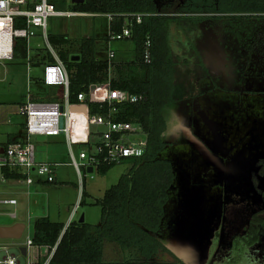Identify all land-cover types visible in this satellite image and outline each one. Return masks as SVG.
<instances>
[{"label":"rangeland","instance_id":"rangeland-1","mask_svg":"<svg viewBox=\"0 0 264 264\" xmlns=\"http://www.w3.org/2000/svg\"><path fill=\"white\" fill-rule=\"evenodd\" d=\"M159 2L163 7L170 2L174 4L168 9L170 14H174L182 4L180 0ZM59 11L72 9L70 4H66ZM195 13L189 15L201 16ZM222 20L211 19L195 25L197 30L194 34L197 36L193 41V51L207 73L193 82L197 83L194 96L172 102L162 112L166 128L162 136L165 147L160 158L171 162L175 178L164 206V227L157 236L165 248L156 256L159 264H227L231 254L220 247L227 246L229 241L227 234L222 233L226 229V233L232 236L235 226L242 223L244 216L248 217V214L262 208L257 193L264 189V174L259 173L264 171V40L257 42L255 56L254 52L239 46L238 38L245 32L221 31L222 24L219 23H223ZM234 23L242 28L255 27L253 31L264 39L263 21L239 19L230 25ZM108 27V18L101 14L52 17L47 22L46 36L65 34L73 45L62 49L71 55L78 53V43L82 38L92 36L96 39V57L100 59H105L109 50L126 44L131 49L124 51L123 55L133 59L131 42L104 39L109 34ZM36 31L37 36L28 42L26 58L0 63V122L9 121L19 129L25 119L16 113L18 103L30 92L41 98L50 91L43 85L29 84V80L37 78L42 70L38 66L27 68L28 58L37 51L44 55L49 53L42 32ZM169 43L180 60L184 58L185 50H191L187 36L178 26L171 27ZM51 47L58 55V48ZM108 92L107 81L91 85L86 101H103ZM69 110L72 131L89 128L86 102L70 105ZM6 128L0 124V136ZM88 140H91L89 136L71 134L75 155L85 150L82 142ZM31 142L37 162L44 160L45 163L53 161L60 164L55 171L57 184L34 183L27 188L21 180L6 183L15 186L13 197L18 202L17 216L16 220H11L0 215V225L12 222L24 225L20 239H0V246L8 249H18L32 237L33 223L44 211L60 213L63 219L69 213L62 210L74 209L81 200L83 204H78L75 220L86 213L85 223L95 224L100 218L96 201L129 168L120 164L105 175L96 171L86 173L80 190L78 175L69 165V152L63 136L32 137ZM32 177L36 176L33 174ZM1 184L0 200L7 199V195L1 193ZM6 209L0 204V211ZM28 250L25 264L36 263L38 255L47 261L44 249L31 247ZM135 255L134 250L122 251L117 244L104 242L103 261H122ZM239 257L233 255V260ZM238 264H264V259L257 249L250 252L247 263Z\"/></svg>","mask_w":264,"mask_h":264},{"label":"trees","instance_id":"trees-1","mask_svg":"<svg viewBox=\"0 0 264 264\" xmlns=\"http://www.w3.org/2000/svg\"><path fill=\"white\" fill-rule=\"evenodd\" d=\"M49 2L56 10L70 4L73 12L109 14L113 17L108 27L112 33L128 28L130 36L118 40L133 44L134 57L125 61H117L116 51H109L112 58L108 57L109 52L105 59L97 58L96 39L92 36L82 38L78 53L73 55L62 49L73 45L65 34L48 35L47 41L50 46L58 48V57L68 73V101L71 105L78 104V94H86L91 85L108 79L110 88L142 96L139 103L120 105L114 116L117 121L141 124L148 134V144L142 157L123 162L129 167L126 173L96 201L95 205L100 208L97 225L72 220L65 228L64 224L52 222L48 217L37 218L33 223L32 244L55 247L48 264H159L156 256L165 248L157 236L164 227V206L175 178L171 162L160 158L165 147L162 136L166 128L162 112L167 105L183 100L193 91L190 78L193 70L188 67V60H180L173 52L169 43L170 29L173 25L178 26L188 39L194 40L197 36L194 34L195 25L210 19H224L223 23L230 24L237 19L250 18L254 13L264 14V0H185L174 14L168 11L174 4L163 7L159 0H84L79 5L66 0ZM195 12L201 16L189 15ZM136 15L140 16V23L135 21ZM18 25L23 26V21ZM104 39L110 41L109 35ZM189 43L191 50L187 55L193 57L196 69L202 63L193 51V41ZM146 51L149 63L145 62ZM26 55V41L17 40L14 58H26ZM73 57L78 60H72ZM52 61L49 57L46 64ZM34 80L44 86L42 78ZM47 88L50 91L41 98L32 95L29 99L34 102L63 100L62 88ZM87 112L104 114L107 106L87 102ZM114 166H102L96 172L105 175ZM2 174L7 180L24 178L19 171L10 168H4ZM84 195L82 192V197ZM82 204L81 200L79 206ZM258 240L260 237L256 236L255 241ZM105 241L117 244L122 251L134 250L136 255L122 261H103ZM252 243L253 240H248L244 245L248 247ZM43 263L44 259H40L35 264Z\"/></svg>","mask_w":264,"mask_h":264},{"label":"built area","instance_id":"built-area-1","mask_svg":"<svg viewBox=\"0 0 264 264\" xmlns=\"http://www.w3.org/2000/svg\"><path fill=\"white\" fill-rule=\"evenodd\" d=\"M69 1L70 0H66ZM84 17L87 13L73 11H59L49 0H0V62L11 61L14 57V48L17 40L29 42L36 35L39 29L49 50L48 55L52 62L44 65L42 80L46 87H60L63 89V100L61 102H34L29 98L19 107V113L24 117L25 140L23 142L9 143L0 153V182H5L2 174L4 168L19 171L24 176L22 182L29 186L33 183L32 174L43 179L45 183L51 184L55 180V168L59 164L38 163L35 160V147L31 142L32 137L54 138L63 136L68 148L71 165L79 180L80 189L83 187L84 177L87 169L92 172L99 167L120 165L125 160L137 159L143 156L147 144L148 134L141 124L133 121H117L114 114L122 104H136L143 100L142 96L130 94L124 90L112 89L109 87L107 98L97 101L100 106H107L104 114L86 115L88 127L85 129H71L70 103L68 101L69 77L63 62L59 59L54 49L49 45L46 36L47 22L52 17ZM109 23L113 17L105 14ZM140 16L136 15L135 21L140 23ZM23 21V26H19ZM127 22V20L125 21ZM110 41H118L130 36L127 27H123L120 33L109 32ZM28 45V44H27ZM112 58L113 54L108 53ZM149 55L146 51L145 62L149 63ZM108 86L110 80H107ZM87 93L77 95L78 103L93 102L86 101ZM77 131H82L78 133ZM89 136L91 140L82 142L85 150L75 155L71 146V134ZM83 169V172H82ZM4 205L16 206L14 199L3 200ZM79 201L70 214L69 222L73 220L77 211ZM14 216V215H13ZM64 228V229H65ZM25 247H37L32 244L31 238H27ZM38 248V247H37ZM48 264L53 255L55 247L44 246ZM18 251V249H17ZM10 249L0 246V264H20V252L16 257H11ZM26 257V256H25ZM25 259V258H24ZM25 264V261H23ZM31 264V263H28Z\"/></svg>","mask_w":264,"mask_h":264},{"label":"flooded vegetation","instance_id":"flooded-vegetation-1","mask_svg":"<svg viewBox=\"0 0 264 264\" xmlns=\"http://www.w3.org/2000/svg\"><path fill=\"white\" fill-rule=\"evenodd\" d=\"M180 2L182 3L181 5L184 4L185 0H180ZM172 4V2H170ZM169 5V3H167ZM166 4V5H167ZM173 7V5H172ZM264 16L263 13H254L251 15L250 18H241V19H254L255 21H263L264 24ZM211 20V19H210ZM239 20V19H237ZM237 20H234V22H237ZM222 24L221 26V31H239L241 30L242 32H245V35L243 34V37H239L238 38V43L239 46L242 47V49L245 47V50L248 52H254L255 56L256 54V44L258 41H263L264 39L261 37H258V34L256 32H254V28L249 29L247 28H242L238 23H234L232 25L230 24H226V23H219ZM197 30V29H196ZM239 31V32H241ZM251 34H253V36H251ZM240 36V35H239ZM188 38V35H187ZM192 42L194 40H190L188 39V42ZM188 50H185V53H183L184 58L182 60H188L189 65L188 67L193 70L192 73L190 74V78H191V83L193 85V91L192 93H190V95L188 97L194 96V94L196 93V84L197 83H193L194 81L197 82L196 80H198V78H203L201 76L206 75L207 71L206 69L201 65V67H197L196 69H194L196 66L194 65V59L193 57H188ZM260 59H263L261 57H259ZM261 62V61H260ZM202 63V62H201ZM262 166V165H259ZM259 173L264 174V171H259ZM258 203H260V205L262 206V208H260V210H255L253 213L248 214V217L244 216V218L241 220L242 223L237 224L235 226V233H233L232 236H230L229 233H226V229L225 232L222 234H227V240L229 241V243L227 244V246H223L220 247V249L222 248L223 250H228V252L231 254L229 261L227 262V264H238V263H247L248 259H249V255L250 252L253 250H257L259 249L261 254H262V258L264 259V189L263 191L258 190ZM257 203V204H258ZM254 204V205H257ZM259 229V230H258ZM221 231V230H220ZM256 236L257 238L260 237V240L255 241L256 240ZM248 240H253V243L251 245H249L248 247L245 246L244 244L248 242ZM255 241V242H254ZM228 247V248H226ZM224 252V251H223ZM221 255L222 252H220ZM233 255H236L237 257H239V259L237 260H233Z\"/></svg>","mask_w":264,"mask_h":264},{"label":"crops","instance_id":"crops-1","mask_svg":"<svg viewBox=\"0 0 264 264\" xmlns=\"http://www.w3.org/2000/svg\"><path fill=\"white\" fill-rule=\"evenodd\" d=\"M36 30H39V29H36ZM37 36V31H36V35L34 36V37H36ZM120 42H123V41H120ZM28 44V43H27ZM129 46L127 47L126 46V44H124V45H120L119 47H117V49H113V50H109V51H116L115 52V56H116V59H117V61H125V60H129V59H127V57L125 56V55H123V52L125 51V52H127V50H129ZM131 49V48H130ZM108 51V52H109ZM26 57H27V55H26ZM50 56L47 54V55H44L43 53H41L40 51H37L36 53H35V55L34 56H30L29 58H28V64H27V68H29V66L30 67H33V66H38L42 71H41V74L37 77V78H41L42 77V73H43V68H44V65L46 64V60H47V58H49ZM14 58V57H13ZM51 58V57H50ZM13 60V59H12ZM11 60V61H12ZM6 62H9V61H6ZM0 63H3V62H0ZM5 64V63H4ZM32 80V79H31ZM31 80H29V84H31L32 82L33 83H35V80L33 79V81H31ZM38 85V84H37ZM30 97H32V93L30 92L29 94H27L26 95V97L20 102V103H18V105H17V111H16V113L17 114H20L19 113V107L21 106V105H23L25 102H26V100L28 99V98H30ZM78 104H84V103H78ZM74 105H76V104H74ZM16 108V107H15ZM86 113H87V104H86ZM0 124H3V125H6V131H4L3 132V134H2V136H0V149H3L4 147H6L9 143H16V142H23L24 140H25V132H24V123L23 124H21L20 125V129L19 128H17L16 127V124H12L11 122H9V121H1L0 122ZM36 160V159H35ZM38 163H45L44 162V160L43 161H40V162H38ZM49 164H59V163H56V162H53V161H50L49 162ZM60 165V164H59ZM59 165L55 168V171H56V169L59 167ZM33 175V174H32ZM35 175V174H34ZM36 176V175H35ZM32 179H33V183L31 184V185H33L34 183H37V184H39V185H44V184H47V183H45L44 182V180L43 179H40V178H38L37 176L35 177V178H33L32 177ZM12 180H14V179H9V180H5V182H3V184H1L2 185V194H4V195H7V199L5 198V199H3V200H8V199H14V200H16L13 196H14V190H15V186L13 185V184H6L7 182H9V181H12ZM56 176H55V180H54V182L53 183H51V184H57L56 183ZM21 182H22V180H21ZM23 183V182H22ZM22 183H20V184H22ZM24 184V183H23ZM25 185V184H24ZM31 185H29V186H26L27 188H29ZM83 186H84V184H83ZM68 187H70V188H72V186H68ZM73 190L75 189V188H72ZM21 190V189H20ZM81 190V189H80ZM44 191V190H43ZM3 200H0V202L1 201H3ZM17 202V201H16ZM0 204H2V203H0ZM2 205H4V204H2ZM17 205H18V202H17V204H16V206H12V205H5V207L7 208L6 210H2V211H0V215H2V216H6V217H8L9 219H11V220H16V213H15V210H16V207H17ZM14 210V211H13ZM60 210H61V208H60ZM65 214L66 213H69V214H67V215H65L64 217H63V219H62V217H61V214L60 213H56V214H52L50 211H44L43 212V214H41L39 217H37V218H41V217H48L49 219H50V221H52V222H58V223H62V224H64L65 226H66V224L69 222V218H70V214H71V212H72V210H70L69 211V209H65V210H62ZM76 214H77V211H76V213H75V215H74V217H73V220H75V216H76ZM85 214L86 213H83V215H81V216H79V218L78 219H76V220H81V219H83V222H85V218H86V216H85ZM14 215V216H13ZM53 216V218H56V219H52L51 217ZM36 218V219H37ZM97 221V222H96ZM96 221H93V223H95L94 225H97L98 223H99V221H100V218L98 219H96ZM64 222H66V223H64ZM14 224H16V222H12V223H10V224H4V225H0V227H7V226H12V225H14ZM22 246H25V244H23ZM21 246V247H22ZM38 248H40V249H44V247H38ZM18 249H20V247L18 248ZM17 249L16 248H11L10 249V254H13V253H15V251H16ZM29 250H27L26 249V256H29ZM103 255V254H102ZM26 258V257H25ZM40 259H44V256H40V255H38V259L36 260L37 262L40 260ZM36 262V263H37ZM45 262V261H44ZM21 263H24V262H22V261H20V264ZM35 264V263H34Z\"/></svg>","mask_w":264,"mask_h":264},{"label":"water","instance_id":"water-1","mask_svg":"<svg viewBox=\"0 0 264 264\" xmlns=\"http://www.w3.org/2000/svg\"><path fill=\"white\" fill-rule=\"evenodd\" d=\"M84 0H70L71 4L79 5L82 4ZM72 60L77 61L78 57H73ZM0 153H2V149H0ZM87 172L91 173L92 169H87ZM80 222H83V219L80 220ZM24 231V225L16 223L12 226L7 227H0V239H12V240H18L21 238L22 233ZM18 252L21 254V258H18V261H24V258L26 256V247L22 246L18 251L16 250L15 253L11 254V257H16ZM23 264V263H21Z\"/></svg>","mask_w":264,"mask_h":264}]
</instances>
